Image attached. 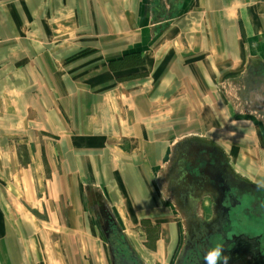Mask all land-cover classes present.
<instances>
[{
    "label": "crops",
    "instance_id": "crops-1",
    "mask_svg": "<svg viewBox=\"0 0 264 264\" xmlns=\"http://www.w3.org/2000/svg\"><path fill=\"white\" fill-rule=\"evenodd\" d=\"M262 68L264 0H179L165 19L151 0H0V264H45L55 210L60 232L89 215L101 234L91 200L144 264H173L184 224L159 185L180 142L264 189Z\"/></svg>",
    "mask_w": 264,
    "mask_h": 264
},
{
    "label": "flooded vegetation",
    "instance_id": "flooded-vegetation-1",
    "mask_svg": "<svg viewBox=\"0 0 264 264\" xmlns=\"http://www.w3.org/2000/svg\"><path fill=\"white\" fill-rule=\"evenodd\" d=\"M178 1L151 0V16L154 11L163 19L171 16ZM161 183L184 224L173 264H203L204 252L216 244L224 245L227 264H264V189L236 176L215 147L196 139L180 142ZM90 205L109 255L111 243L118 255L136 254L108 208L99 200Z\"/></svg>",
    "mask_w": 264,
    "mask_h": 264
},
{
    "label": "rangeland",
    "instance_id": "rangeland-1",
    "mask_svg": "<svg viewBox=\"0 0 264 264\" xmlns=\"http://www.w3.org/2000/svg\"><path fill=\"white\" fill-rule=\"evenodd\" d=\"M159 189H164L162 183L159 185ZM89 190L87 192L88 196L91 193ZM52 213L54 217L48 221L49 225L46 226L45 230L47 233H39L34 237V241H36L38 247L34 252L32 251L33 260L42 259L45 261V264H111L107 243L102 234L93 225L89 215L83 216L84 219L81 220V224H79L80 229L77 231L67 223L66 219L65 227L61 228L64 230L60 232L58 224L60 220H56V217L58 213L62 215L63 212L55 210ZM52 229L56 231L51 232ZM138 236L140 238L147 237L149 242L147 245L151 246L157 234L147 232L143 235L138 234ZM146 252L150 251L147 250Z\"/></svg>",
    "mask_w": 264,
    "mask_h": 264
},
{
    "label": "clouds",
    "instance_id": "clouds-1",
    "mask_svg": "<svg viewBox=\"0 0 264 264\" xmlns=\"http://www.w3.org/2000/svg\"><path fill=\"white\" fill-rule=\"evenodd\" d=\"M224 245L216 244L210 247L203 255V264H227L228 256L223 255Z\"/></svg>",
    "mask_w": 264,
    "mask_h": 264
},
{
    "label": "water",
    "instance_id": "water-1",
    "mask_svg": "<svg viewBox=\"0 0 264 264\" xmlns=\"http://www.w3.org/2000/svg\"><path fill=\"white\" fill-rule=\"evenodd\" d=\"M110 255H111L112 264H141L139 262L138 257L132 250L129 251L128 258L125 257L124 255H118L117 252H115V248L113 247L112 243L110 246Z\"/></svg>",
    "mask_w": 264,
    "mask_h": 264
}]
</instances>
